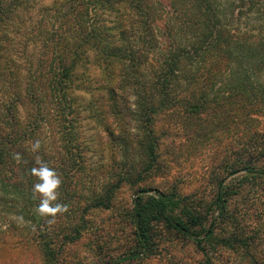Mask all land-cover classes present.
Listing matches in <instances>:
<instances>
[{"label":"trees","instance_id":"16d2710c","mask_svg":"<svg viewBox=\"0 0 264 264\" xmlns=\"http://www.w3.org/2000/svg\"><path fill=\"white\" fill-rule=\"evenodd\" d=\"M5 4L0 0V26L9 13ZM41 11L49 22L43 25L41 52L29 83L25 80L21 89L19 77L8 70L6 77L15 79L7 80L8 85L17 93L13 100L0 98V208L34 224V232L18 243L38 241L53 264H64L54 255L62 256L85 240L94 212L110 210L115 193L128 185L137 197L122 215L128 218L134 243L108 264L153 255L161 225L193 241L210 263L204 244L217 237L216 222L229 202L225 188L219 186L211 212H187L183 219L182 211L176 212L178 201L168 194L157 191L144 201L153 190L141 183L158 167L137 162L134 151L156 156L158 116L185 132L188 123L225 127L226 111L238 128L258 111L245 92L264 69V53L255 59L253 74L245 63L254 59L248 58L247 48L264 46V0H58ZM91 57L102 74L98 87L87 74ZM76 92L100 94L99 103L92 101L87 110L112 144L107 167H91L86 157ZM20 109L27 110L25 121L19 119ZM42 111L53 122L45 121ZM43 125L52 141L39 140L41 148L33 153L31 144ZM17 153L20 162L14 160ZM37 155L62 178L57 202L68 211L53 224L36 214L39 198L33 197L32 186L37 180L30 169L37 166ZM245 171L264 176L254 168ZM204 222L209 228L201 236L196 229H203ZM6 236L0 232L1 241Z\"/></svg>","mask_w":264,"mask_h":264},{"label":"rangeland","instance_id":"374dc122","mask_svg":"<svg viewBox=\"0 0 264 264\" xmlns=\"http://www.w3.org/2000/svg\"><path fill=\"white\" fill-rule=\"evenodd\" d=\"M56 1L2 0L6 2L9 13L0 26V98L13 100L17 93L13 86L8 85L7 80L15 82L12 75L6 77L8 70L19 77L21 89L25 88V80L29 83L41 52L38 41L43 37V25L47 20L43 19L41 9L52 6ZM247 50L250 52L248 58H254L245 63L251 75L256 72L255 59L262 56L264 46H250ZM88 67L91 84L98 87L102 74L93 57ZM253 81L256 84L250 81L252 89L245 92V97L258 111L246 117L245 124L236 128L231 112L226 111L225 127L206 129L207 124L197 122L201 125L191 127L188 123L185 132H180L168 118L158 116L156 126L161 139L159 144H155L156 156L134 151L137 162L153 163L158 167L157 172L148 175L141 183L153 190L143 196L144 201L157 191L168 194L178 201L176 212L182 211L179 217L183 219L187 212H211L219 186L225 188L229 202L216 222L214 233L217 237L204 244L211 262H207L193 241L161 225L156 228L153 239V255L140 256L124 264H254V261L264 264V176L249 175L245 171V168H254L264 173V69ZM73 95L78 98L77 105H82L79 133L88 147L86 157L91 167H107L112 144H107L98 119L92 118L87 110L92 101L99 103L100 94L76 92ZM26 113L27 110L20 109L21 121L26 120ZM47 113L41 112L50 124L53 118ZM49 136L47 125L36 133L38 140H46L47 144L52 141ZM136 197L128 185L118 190L110 210L94 212L86 239L70 252L62 256L59 253L54 258H61L59 261L64 264H108L121 257L134 243L131 225L122 213L133 208ZM218 213L215 211L214 216ZM30 220L27 217L20 219L16 213L4 214L0 208V232H7L6 240H0V264H53L52 258H48L41 249L42 244L38 246V241L37 245L25 241L18 243L20 237L34 232V224ZM208 228L209 224L204 222L203 229L197 228L196 233L203 236Z\"/></svg>","mask_w":264,"mask_h":264},{"label":"clouds","instance_id":"9594fccd","mask_svg":"<svg viewBox=\"0 0 264 264\" xmlns=\"http://www.w3.org/2000/svg\"><path fill=\"white\" fill-rule=\"evenodd\" d=\"M41 148V142L36 140L31 144L30 150L33 153H37ZM14 160L20 162L22 157L19 153L14 155ZM35 164L30 169V174L36 178L37 182L32 186V194L34 198H39V204L36 208L37 215L48 218L49 224L55 223V219L58 215H63L68 211V206L63 203H59V189L62 184V178L60 174L54 169L48 166L39 155L35 157Z\"/></svg>","mask_w":264,"mask_h":264}]
</instances>
